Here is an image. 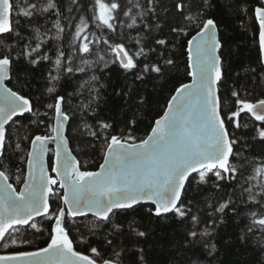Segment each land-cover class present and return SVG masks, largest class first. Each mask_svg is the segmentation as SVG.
<instances>
[{"label": "snow or ice", "instance_id": "obj_1", "mask_svg": "<svg viewBox=\"0 0 264 264\" xmlns=\"http://www.w3.org/2000/svg\"><path fill=\"white\" fill-rule=\"evenodd\" d=\"M215 7L213 0H0V158L19 118L31 114L28 122L36 125L25 137L27 172L16 177L23 187L17 190L0 171V247L9 250L0 264H125L122 238L148 233L117 217L144 204L152 206L149 216L172 214L186 226L178 264H218V229L228 214L242 224L240 243L264 257V98L248 99L247 89L235 84L227 100L222 95L226 61L219 21L209 15ZM235 8L258 25L264 78V0H235ZM89 21L101 35L88 29ZM178 47L190 82L174 88L145 138L133 135L135 119L113 134L114 125L98 118L105 85L96 71L115 65L134 81L165 77L179 68ZM42 63L46 99L33 100L17 87L19 73ZM116 94L129 103L137 99L131 84ZM84 136L91 137L82 141L86 148L102 153L98 170H82L69 147ZM15 148L25 151L20 143ZM35 217L49 221L48 239L26 250L18 245L31 247L30 236L45 234Z\"/></svg>", "mask_w": 264, "mask_h": 264}, {"label": "trees", "instance_id": "obj_2", "mask_svg": "<svg viewBox=\"0 0 264 264\" xmlns=\"http://www.w3.org/2000/svg\"><path fill=\"white\" fill-rule=\"evenodd\" d=\"M213 3L216 7L209 12V15L216 16L219 21V34L224 44L222 49L223 59L226 61V78L222 85V95L227 100L229 89L235 84L237 87L243 85L247 89L250 94L247 97L248 99L264 98V78L260 74L261 66L259 64L257 40L258 25L251 18V13L245 15L240 12L237 14L235 0H213ZM229 5H232V7H229ZM240 7L243 8L244 4H241ZM86 15L91 16V11ZM88 29L91 32H96L97 35H101L91 21H89ZM92 38L90 37V39ZM70 39L71 35L66 36L63 45L65 49L70 48L68 43ZM176 52L179 68L173 69L165 77L161 78L134 81L131 76L126 77L123 70L115 65L103 71L99 69L96 71V75L105 85L101 90L98 118L114 125L113 134H119L120 129L124 127V121L135 119L136 124L133 135L137 140L145 138L150 132L154 121L163 114L167 101L174 92V88L178 87L180 83L190 81V77L186 76V55L183 54V49L180 47L176 49ZM47 67L45 63L37 65L35 68L27 69L21 66L19 73L20 83L17 84V87L20 88L24 95L31 96L33 100H36L37 97L46 99L44 77L47 74ZM253 68L256 69L255 73L250 71ZM80 75L77 74L78 77ZM13 83H16L15 80ZM126 84L132 85L133 96L137 98L136 101L126 102L127 98L116 94ZM85 95H87V92H85ZM139 96L144 97L142 105L138 102ZM79 101L80 98L78 97L73 103H79ZM228 102L230 103V101ZM40 111L43 112L45 109L41 107ZM30 116L31 114H25V117L19 118L20 124L12 126L11 140L7 147L6 157L0 158V170L6 171V174L9 175V182L17 190H19L21 184L16 183V177L20 175L21 179H23L26 168V165L22 163V157H26V150L30 147L29 140L25 139V137H31L36 131V125L28 122V117ZM88 123L91 124L94 121L89 118ZM73 128H75V125H73ZM40 134H44L43 126H41ZM71 135L76 136L75 131ZM90 140L91 137L88 136L78 137L71 139L69 145L73 154L80 161L82 170L86 167L88 170L95 171L98 169L99 164L102 163V153L85 147V143L82 141ZM16 143H20L21 148L25 151L17 150L15 148ZM51 150L48 153V164L52 161ZM259 150L260 147L257 145L255 151L259 152ZM85 152L88 154L85 155ZM18 169H23V173L18 171ZM195 187V181H192L193 190ZM191 194L192 191H190ZM149 207L152 206L146 204L137 206L134 211H127L117 217L127 222L135 221L141 230H145L148 233L144 238H122L124 245L127 247V253L123 257L125 264H132V262L143 264L140 260V249H143L142 255L146 259L147 264H178L180 258L184 255L181 245L186 240V226L172 214H169L167 219L149 216L147 213V208ZM90 219L91 216H89ZM225 219L226 223L218 229V264H257V261H264V257L260 256L255 248L240 243L238 237L239 228L242 224L238 223L231 214H228ZM35 220L38 222V227H44L45 234L39 239H33L30 236L31 247L18 245L19 247L33 250L37 247L46 246L49 221L41 217ZM77 220L83 224L88 223V220L82 217L77 218ZM89 242L92 246H97L98 238L93 237ZM86 247L87 245H80V250H84ZM8 251L0 247V253H7Z\"/></svg>", "mask_w": 264, "mask_h": 264}, {"label": "water", "instance_id": "obj_3", "mask_svg": "<svg viewBox=\"0 0 264 264\" xmlns=\"http://www.w3.org/2000/svg\"><path fill=\"white\" fill-rule=\"evenodd\" d=\"M190 80H191V78H190ZM190 82V81H189ZM189 82H187V83H189ZM163 115V114H162ZM161 115V116H162ZM7 127V126H6ZM69 147H70V145H69ZM49 148L50 149H52V151H53V154H54V152H55V148H56V145L53 143V144H50L49 145ZM74 155V154H73ZM54 158V157H53ZM45 162H46V164H48V154H47V156L45 157ZM49 165V164H48ZM98 170V169H97ZM1 171V170H0ZM26 172H27V168H25V174H26ZM48 174L49 175H51V173H50V171H49V168H48ZM54 175H55V173H53ZM10 183V182H9ZM21 187H23V185L21 184V186H20V188ZM19 188V189H20ZM146 205H150V204H146ZM90 216V215H89ZM38 217H35V219H37ZM78 218H80V217H78ZM4 254H7V253H0V255H4Z\"/></svg>", "mask_w": 264, "mask_h": 264}, {"label": "rangeland", "instance_id": "obj_4", "mask_svg": "<svg viewBox=\"0 0 264 264\" xmlns=\"http://www.w3.org/2000/svg\"><path fill=\"white\" fill-rule=\"evenodd\" d=\"M52 151V150H51ZM53 157H54V154H53V151H52V159H53ZM52 162V161H51ZM51 163H49V165H50ZM49 171H50V173H51V175L52 176H55L52 172H51V167H49Z\"/></svg>", "mask_w": 264, "mask_h": 264}]
</instances>
